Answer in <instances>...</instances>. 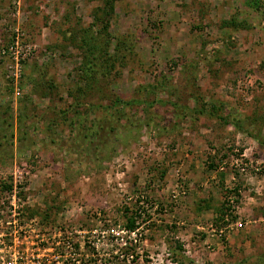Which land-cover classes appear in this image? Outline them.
Returning a JSON list of instances; mask_svg holds the SVG:
<instances>
[{
    "label": "rangeland",
    "instance_id": "1",
    "mask_svg": "<svg viewBox=\"0 0 264 264\" xmlns=\"http://www.w3.org/2000/svg\"><path fill=\"white\" fill-rule=\"evenodd\" d=\"M255 138L264 0H0V264H264Z\"/></svg>",
    "mask_w": 264,
    "mask_h": 264
},
{
    "label": "trees",
    "instance_id": "2",
    "mask_svg": "<svg viewBox=\"0 0 264 264\" xmlns=\"http://www.w3.org/2000/svg\"><path fill=\"white\" fill-rule=\"evenodd\" d=\"M107 6H111V3L107 2L106 4ZM112 10V8H111ZM104 16H108L107 15V12H104ZM98 18V16H97ZM105 24H107V22L105 21ZM87 70H85L84 74H85V77H83L84 81H86L89 85L93 83V80H94V74L95 72H91L90 75H86V73L90 72V70H92V66L94 65L93 63H91V61L89 59H87ZM114 63H116V60H112L110 59L109 57H106L105 59V62H104V65L106 66L107 69H113V65ZM95 66H96V62H95ZM136 103H139L138 101L136 100H131V101H122L120 98L118 97H115V100L113 101V104L117 105V104H121L122 106H127V105H135ZM175 106V105H174ZM205 108V107H204ZM212 108H213V105H212ZM214 109V108H213ZM199 114H206V109H203V108H199V110H197ZM220 118V117H219ZM256 141H258L259 143H261V145H264L262 140H258L257 138H255ZM209 167H212L211 165H209ZM4 188H9V187H4ZM227 193H234L235 195H239L238 194V190L234 189V190H231V191H227ZM229 197L227 194H225L224 196V200L221 204V206L216 210V218L214 219L215 222L217 223H227L225 222L226 220L224 219L225 216L228 214L227 211L229 210L230 211V205H229ZM228 216V215H227ZM230 217V220L229 221H232L235 219V216H233L232 214L229 215ZM232 219V220H231ZM137 229V226H136V221L131 218H128L127 219V223L125 225V230L128 232V233H132L134 232L135 230Z\"/></svg>",
    "mask_w": 264,
    "mask_h": 264
},
{
    "label": "built area",
    "instance_id": "3",
    "mask_svg": "<svg viewBox=\"0 0 264 264\" xmlns=\"http://www.w3.org/2000/svg\"><path fill=\"white\" fill-rule=\"evenodd\" d=\"M9 51L14 55V59L16 61V64L19 62V55L22 54V48L19 46L18 41L15 42L14 47H11Z\"/></svg>",
    "mask_w": 264,
    "mask_h": 264
}]
</instances>
